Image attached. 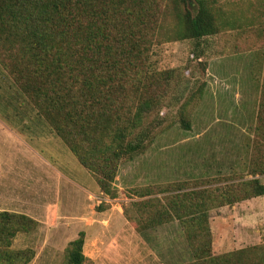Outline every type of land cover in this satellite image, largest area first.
I'll use <instances>...</instances> for the list:
<instances>
[{
  "label": "trees",
  "instance_id": "trees-1",
  "mask_svg": "<svg viewBox=\"0 0 264 264\" xmlns=\"http://www.w3.org/2000/svg\"><path fill=\"white\" fill-rule=\"evenodd\" d=\"M240 13L242 20L226 17L216 0H0V65L101 193L115 198L121 163L146 151L136 133L174 75L151 70L154 48L186 41L200 47L221 33V22L264 35L261 8ZM252 152L250 175L263 177L264 74ZM201 183L147 189L125 215L140 232L177 223L193 259L186 264H264V242L214 255L210 222L214 210L264 197V185L257 178ZM36 228L25 215L1 212L0 264H30L35 252L16 251L13 243ZM85 240L81 232L68 244L63 264L87 263Z\"/></svg>",
  "mask_w": 264,
  "mask_h": 264
},
{
  "label": "rangeland",
  "instance_id": "rangeland-1",
  "mask_svg": "<svg viewBox=\"0 0 264 264\" xmlns=\"http://www.w3.org/2000/svg\"><path fill=\"white\" fill-rule=\"evenodd\" d=\"M216 2L228 18L242 20L240 12L248 9L264 11V0ZM221 26V33L205 39L200 47L186 41L154 48L151 70L172 71L174 75L168 86H162L165 94L160 106L136 133L145 141L146 151L121 163L114 183L115 198L99 194L89 202L84 191L73 188L78 194L70 193L67 181H60L53 170L90 192L98 186L0 65L3 180L7 184L9 177L11 181L25 179L28 184L27 173L32 172L38 155L51 167H45L49 193L42 194L43 202L55 207L72 198L77 203L69 213L71 220L58 226L49 212L34 211L44 222L33 219L37 228L18 234L13 243L16 251L35 252L30 264H63L69 242L81 232L86 234V264L190 263L192 255L177 223L140 232L137 223L128 219L125 211L139 200L137 194L182 183L193 189L206 180L226 184L257 178L264 185V176L250 175L264 74V35L249 27L238 28L236 23L225 27L221 22ZM3 208L8 206L1 203L0 211ZM129 214L134 218V210ZM210 222L214 255L259 245L264 242V197L214 210Z\"/></svg>",
  "mask_w": 264,
  "mask_h": 264
},
{
  "label": "crops",
  "instance_id": "crops-1",
  "mask_svg": "<svg viewBox=\"0 0 264 264\" xmlns=\"http://www.w3.org/2000/svg\"><path fill=\"white\" fill-rule=\"evenodd\" d=\"M37 157L38 160L34 159L33 161V165L31 167L32 172L27 173L29 178L28 184L25 179H15L11 181L10 177L8 178V182L6 184L5 180H3L4 177L0 173V204L3 203L8 206V208H3V210H1L0 212H10L25 215L27 217L40 221V223H43L44 221L42 222L38 217H36L34 211L38 212L39 210L44 214H46V212H49V217L52 218V215L54 216L53 222H55L56 226H58L59 224L62 225L71 220V216L69 215V213L72 211V208L77 205V203L72 198H69V201H66L63 205L62 202H60L55 207H49L43 202L42 199L44 198V196L42 194H46L47 191L49 193V177L45 178V167H47L48 169H51V167L46 162V160L40 158L38 155ZM35 170H37V172H35ZM53 171L58 176V178H60V181L63 179L67 181L66 186L67 188H69L68 190L71 194H78V192L75 190H78L80 192L84 191L88 195L89 202L93 201L94 198H98L97 196L99 194H102L99 188H97L98 190L90 192L83 189L82 187H79L77 184H74L72 181L62 176L58 173L57 170ZM73 188H75V190H73ZM72 190L74 192H71ZM56 194L62 193L60 191H57ZM62 230L63 227L60 228V231Z\"/></svg>",
  "mask_w": 264,
  "mask_h": 264
}]
</instances>
